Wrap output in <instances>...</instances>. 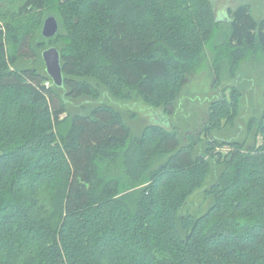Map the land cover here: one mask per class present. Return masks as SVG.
Instances as JSON below:
<instances>
[{"label":"trees","instance_id":"trees-1","mask_svg":"<svg viewBox=\"0 0 264 264\" xmlns=\"http://www.w3.org/2000/svg\"><path fill=\"white\" fill-rule=\"evenodd\" d=\"M49 16L59 30L46 39ZM219 24L222 80L243 50L264 56V20L248 4L219 22L212 0H0V264H264V108L242 141L212 138L234 126L230 87L233 102L209 106L199 154V138L134 132L133 112L102 98L174 117ZM50 47L59 88L42 60ZM196 192L209 204L184 213Z\"/></svg>","mask_w":264,"mask_h":264},{"label":"rangeland","instance_id":"rangeland-1","mask_svg":"<svg viewBox=\"0 0 264 264\" xmlns=\"http://www.w3.org/2000/svg\"><path fill=\"white\" fill-rule=\"evenodd\" d=\"M241 3L248 4L257 19L264 20V0H212L215 18L221 22L226 18L227 9L234 8ZM225 26L219 24L213 40L207 46V62L190 78L188 84L180 93L178 108L174 117L167 118L161 110L147 107L140 100L117 102V100H111L109 95H104L102 98L115 104L120 103L121 105L123 103L117 109L121 110V107H124L126 110L133 112L132 115L135 117L128 123L134 132H138L145 125L153 124H161L168 129L177 128L182 131L183 136L191 134L194 138H199L195 153L202 154L203 146H201V143L206 141L208 136L202 134L201 131L204 129V123L209 116V106L212 102L221 101L222 98L225 99L226 103L233 102L230 89V87H233L238 93V98L235 99L238 103L237 110L230 111L231 116L235 114L234 117H236L237 115L234 126L224 128L221 132H212L209 135L219 140L242 141L246 137L247 122L252 118L257 119L264 108V56L258 50H243L241 56L244 52V58L238 59L236 57L234 59L237 63L234 68L235 74L232 77L226 75V78L220 80L213 70L214 62H216L220 52L213 51L211 47L215 45L218 49L219 45H222L223 34L226 30ZM221 53L224 54L223 49ZM124 108L122 110H125ZM165 122L169 125L162 124ZM221 123V126H224L225 120H222ZM251 139L253 138L251 137L249 140ZM259 144L260 140L258 139L257 146ZM231 151H233V148L226 145L216 147L213 154L215 156H225ZM217 169L215 167V171ZM214 173L208 177L207 183L212 181ZM187 203L184 213L189 212L192 214L203 212L209 204L201 192L194 193Z\"/></svg>","mask_w":264,"mask_h":264},{"label":"water","instance_id":"water-1","mask_svg":"<svg viewBox=\"0 0 264 264\" xmlns=\"http://www.w3.org/2000/svg\"><path fill=\"white\" fill-rule=\"evenodd\" d=\"M59 30V24L55 17L49 16L44 20L41 35L46 39L53 38ZM42 60L45 71L53 85L61 87L63 84L62 70L60 65V54L55 47H50L42 52Z\"/></svg>","mask_w":264,"mask_h":264},{"label":"built area","instance_id":"built-area-1","mask_svg":"<svg viewBox=\"0 0 264 264\" xmlns=\"http://www.w3.org/2000/svg\"><path fill=\"white\" fill-rule=\"evenodd\" d=\"M46 86H48V83H46Z\"/></svg>","mask_w":264,"mask_h":264}]
</instances>
